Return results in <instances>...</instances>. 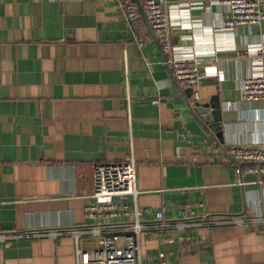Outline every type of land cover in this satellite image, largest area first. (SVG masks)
<instances>
[{
	"label": "crops",
	"instance_id": "crops-1",
	"mask_svg": "<svg viewBox=\"0 0 264 264\" xmlns=\"http://www.w3.org/2000/svg\"><path fill=\"white\" fill-rule=\"evenodd\" d=\"M133 1L136 21L122 0H0V264H77L70 231L87 221L94 165L129 156L148 224L186 203L197 213L201 241L168 264H264L258 164L238 172L193 115ZM158 1L181 16L172 43L207 74L191 100L219 96L223 145L264 147V102L242 98L264 22L231 31L223 0ZM161 237L142 235L141 264H160Z\"/></svg>",
	"mask_w": 264,
	"mask_h": 264
},
{
	"label": "built area",
	"instance_id": "built-area-1",
	"mask_svg": "<svg viewBox=\"0 0 264 264\" xmlns=\"http://www.w3.org/2000/svg\"><path fill=\"white\" fill-rule=\"evenodd\" d=\"M147 17L158 34L167 55V63L174 68L177 79L186 86H195L207 76L200 69V58L195 53L176 47L172 43V30L179 13L165 7L158 0H141ZM228 10L223 23L224 29L234 30L241 25L264 22L261 0H223ZM122 5L131 21L140 17L138 6L133 0H122ZM253 73L244 80L242 98L264 102V48L256 47ZM229 152L240 161L262 162L254 169L260 174L258 182L264 190V147L232 145ZM239 166V165H238ZM241 166L237 171L241 172ZM137 162L129 156L119 162H102L94 165L93 189L86 205L87 221L70 232L76 238L77 264H141V237L157 231L164 246L154 256L160 264L178 259L179 253L191 249L192 243L201 240L190 226L196 225L192 218L197 216L189 203L181 207L175 221H165L162 210L155 212L156 223L145 221L147 210L138 202ZM201 205L203 203L201 202ZM207 214L202 215L205 217ZM264 224V215L252 217ZM245 222L243 218L233 220ZM176 232V234L174 233ZM90 235L87 247L81 244L84 236ZM178 245V249L174 246Z\"/></svg>",
	"mask_w": 264,
	"mask_h": 264
},
{
	"label": "water",
	"instance_id": "water-1",
	"mask_svg": "<svg viewBox=\"0 0 264 264\" xmlns=\"http://www.w3.org/2000/svg\"><path fill=\"white\" fill-rule=\"evenodd\" d=\"M141 5V10L144 13V16L147 20L148 27L153 34L155 40L160 43L158 34L156 33L155 29L153 28L152 24L150 23L147 14L145 12V9L142 5L141 0H138ZM167 60V57H166ZM169 70L172 74L173 82L175 83L177 89L182 94V96L185 97L186 104L190 108L191 112L194 116H196L200 122L207 128V130L215 136L217 141L221 144L222 149L227 153L228 157L238 163V165L243 166L247 163H254V164H263L262 162H256V161H240L238 160L232 153L229 152V150L223 145L224 144V132H223V121H222V106L219 99V96H212L210 100L208 101H201V100H191V96L194 92L193 86H184L176 77L174 73V68L168 63ZM165 95L170 94V89H164L162 91ZM173 98L170 99L169 102H172ZM179 116V113H178Z\"/></svg>",
	"mask_w": 264,
	"mask_h": 264
},
{
	"label": "trees",
	"instance_id": "trees-1",
	"mask_svg": "<svg viewBox=\"0 0 264 264\" xmlns=\"http://www.w3.org/2000/svg\"><path fill=\"white\" fill-rule=\"evenodd\" d=\"M140 17H141V14H140Z\"/></svg>",
	"mask_w": 264,
	"mask_h": 264
}]
</instances>
